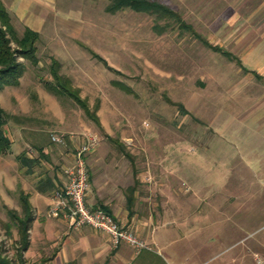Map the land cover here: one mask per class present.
I'll list each match as a JSON object with an SVG mask.
<instances>
[{"label":"rangeland","instance_id":"obj_1","mask_svg":"<svg viewBox=\"0 0 264 264\" xmlns=\"http://www.w3.org/2000/svg\"><path fill=\"white\" fill-rule=\"evenodd\" d=\"M165 1L209 41L214 36L211 19L222 22L225 17L224 0ZM45 2L49 7L41 12L36 41L38 64L34 66L19 56L25 65L19 84L0 89V104L10 115L5 125L7 134L24 139V149L32 150L33 154L38 153V144L46 145L55 163L64 146L48 143L51 132L93 131L112 152L118 149L108 137L123 138L128 149L137 154L151 147L153 151L160 150L159 143L154 141L160 139L168 142L171 151L185 145L192 156L205 148L207 160L216 166L209 168L200 163L195 173L192 168L184 170L182 179L194 181L197 191L196 197L192 192L186 194L185 207L179 213L188 218V223L172 248L178 250V258L185 264H220L247 245L264 258V202L253 196L264 194V173L260 166L264 161L242 160L239 154L232 163L234 170L230 175L224 174L226 133L212 134L210 129L214 128L209 127L211 112L224 108L226 91L264 87V80L242 78L236 61H229L219 51L204 45L191 31H182L175 25L156 33L152 15L129 9L107 12L108 0ZM251 9L253 5L247 7L248 12ZM11 19L20 36L30 21L17 14H12ZM94 53L104 58L107 65ZM53 59L60 63L59 72L71 79L77 96L86 104L89 114L96 115L99 124L74 98L55 94L45 87L43 79L52 80ZM179 103L187 106L188 113L181 112ZM198 137L199 144L187 141ZM182 139L183 143L173 141ZM15 147L18 151L17 144ZM18 167L14 156L0 155V254L17 259L21 233L8 211L15 209L21 214L19 190L24 189L32 193L34 205L27 230L28 245L22 258L25 264H41L52 252L50 228L40 215L48 206V195L35 194L37 178ZM225 181L233 189L241 185L249 189L245 199L231 203L242 204L232 219L226 216L230 208L224 205L225 200L229 194L244 191L225 192L220 187ZM201 217L206 224L200 223ZM212 232L220 238L224 234L219 241L231 245L229 251L197 245L200 239H209ZM151 256L155 264L171 262L165 250L155 248ZM249 262L262 264L253 261L252 254L247 257Z\"/></svg>","mask_w":264,"mask_h":264},{"label":"crops","instance_id":"obj_2","mask_svg":"<svg viewBox=\"0 0 264 264\" xmlns=\"http://www.w3.org/2000/svg\"><path fill=\"white\" fill-rule=\"evenodd\" d=\"M2 1L10 15L17 14L21 19L27 18L30 21L27 27L39 32L42 22L41 12L49 7L45 0ZM224 2L226 12L223 21L212 19L210 21L212 25L210 30L214 32L210 42L214 40L215 44L230 52L240 62L239 73L242 78L251 76L258 81L264 80V0H256L255 3L253 0H224ZM250 5H253V9L248 12L247 7ZM228 60L236 61L229 58ZM224 98V108L211 112L209 127L214 128L210 129L212 134L226 133L224 174L230 175L234 170L233 160L239 154L242 160L250 161L257 158L264 161V87L230 88L226 91ZM184 107L189 111L185 104ZM9 138L12 141L11 150L4 155H12L17 159V155L25 151L27 156L36 157L39 155L40 147L42 152L49 156L48 159L39 157L40 161L35 165L39 171L36 172L34 167L30 174H27L26 167L19 163L18 168L25 174L34 175L37 178L36 182L46 174L53 180L54 187L65 181L63 168L72 160L77 137L66 141L63 145L64 150L62 149L56 160L57 163L52 162V154L46 145L38 144V153L33 154L32 150L24 149V139L10 136ZM198 138V140L187 141L199 144L201 139ZM122 139L119 141L125 144ZM183 140L185 139L173 141L183 143ZM154 141L159 143L160 150L153 151L151 147L141 154L131 152L125 144L129 156L121 151H109L106 141L100 139L98 146L87 156L90 175L87 203L93 207H105L120 224L129 225L138 236L153 247V250H142L135 254L126 243L112 247L108 237L94 228L84 226L80 229H71L64 219L48 217L46 211L50 205L54 187L46 193H41L36 191L34 185L35 194L48 195V206L40 215L46 219L45 224L50 228L49 245L52 252L44 260L51 264H155L151 252L156 248L169 253L171 262L164 264H185L178 258V250L173 249L172 246L174 240L183 234L184 224L188 223V218L179 213L180 209L185 207L186 194L192 192L193 197H196L197 189L196 183L187 182L186 178L183 180L182 174L188 168H192V173H195L200 163H204L209 168L216 165L215 162L207 160L205 148H202L200 154L192 156L186 151L185 145H178L171 151L167 141L161 139ZM48 143H51V140ZM16 144L19 147L18 151V148L15 149ZM235 149L240 150V153ZM260 166L264 173V163H260ZM229 185L230 183L225 181L220 187L225 192L244 191L242 194H229V199L225 200L224 205L230 208L226 216L232 219L242 204L233 206L231 203L245 199L249 189L243 185L233 189ZM133 186L134 190L131 192L133 202L129 207L127 190ZM24 192L29 194V200L33 206L32 193L26 190ZM253 196L264 202V194ZM231 207L234 208L231 209ZM228 211L226 209L225 212ZM199 219L200 223L206 224L203 217ZM212 233L209 239L204 241L202 238L197 245L201 248L204 246V249L209 246L211 249L216 247L222 249L221 251H229L231 245L219 241L223 239L224 234L220 238L218 234ZM250 254L253 255L254 261L255 255L259 252L250 249L247 245L231 253L220 264H251L247 263V257Z\"/></svg>","mask_w":264,"mask_h":264},{"label":"trees","instance_id":"obj_3","mask_svg":"<svg viewBox=\"0 0 264 264\" xmlns=\"http://www.w3.org/2000/svg\"><path fill=\"white\" fill-rule=\"evenodd\" d=\"M129 9L134 12L146 13L154 17V23L152 25L153 30L161 34L169 26H177L180 30L191 31L196 38H198L204 45L212 48L214 51H219L221 54L226 56L229 59L236 58L227 50L223 49L217 44H212L206 38H203L199 33H197L193 26L187 23L181 13L174 9L168 2L165 0H108L105 5V10L110 13H115L119 10ZM39 37V33L29 27H25L22 34L18 36L15 32L11 15L8 12L4 2L0 0V89L4 85H18L20 82V77L24 71L25 65L24 62L19 60V56L28 60L32 65L36 66L39 62L38 57L36 56L37 46L36 41ZM104 64L106 60L94 53ZM236 62L240 64L238 60ZM107 65V64H106ZM109 67V66H108ZM60 63L56 60H52L50 66V72L52 75V80L43 79L45 87L55 94L67 95L70 98H74L80 105L84 108L85 112L89 114V109L86 104L77 96L76 89L71 85V79L60 73ZM178 107L183 114L188 113L184 105L179 103ZM91 115V114H89ZM9 114L0 104V155H4L11 150L12 141L10 140L7 132L5 130V125L8 121ZM97 124L99 120L96 115H91ZM111 142L116 143V148L118 151H121L128 154V150L125 144L121 143L118 139H113L109 137ZM39 155L29 157L26 155L25 151H22L17 155V160L19 163L26 167L25 172L30 174L33 172V168L40 161L39 157L48 159L49 156L42 152V148H38ZM130 156V155H129ZM54 187V182L50 176L44 174L35 184V189L38 192L46 193ZM134 186L128 188L127 190V203L128 206L132 205V193ZM19 200L21 203V214L15 209H9V216L15 225L18 226L19 232L21 233V245L17 252V263L16 260L12 257L1 256L0 254V264H25L24 259L22 258V251L26 249L28 245L27 240V230L32 219V205L29 200V194L25 193L24 190H19ZM106 211L105 207L100 206ZM42 264H51L47 260H44Z\"/></svg>","mask_w":264,"mask_h":264},{"label":"built area","instance_id":"obj_4","mask_svg":"<svg viewBox=\"0 0 264 264\" xmlns=\"http://www.w3.org/2000/svg\"><path fill=\"white\" fill-rule=\"evenodd\" d=\"M76 137L79 142L74 147L72 160L63 168L65 181L53 188L51 202L46 211L47 216L64 219L71 229H80L84 226L94 228L108 237L112 247L126 243L135 254L142 250H153V247L138 236L129 225L120 224L102 207H93L87 203L90 188L87 156L98 146L100 141L98 134L93 131H83L80 134L74 132L50 134L51 142L60 145ZM254 259L264 264V258L258 255H255Z\"/></svg>","mask_w":264,"mask_h":264}]
</instances>
